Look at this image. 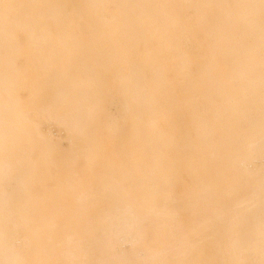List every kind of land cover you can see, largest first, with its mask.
Wrapping results in <instances>:
<instances>
[{
    "label": "bare ground",
    "instance_id": "6f19581e",
    "mask_svg": "<svg viewBox=\"0 0 264 264\" xmlns=\"http://www.w3.org/2000/svg\"><path fill=\"white\" fill-rule=\"evenodd\" d=\"M0 264H264V0H0Z\"/></svg>",
    "mask_w": 264,
    "mask_h": 264
},
{
    "label": "rangeland",
    "instance_id": "374dc122",
    "mask_svg": "<svg viewBox=\"0 0 264 264\" xmlns=\"http://www.w3.org/2000/svg\"><path fill=\"white\" fill-rule=\"evenodd\" d=\"M183 47H184L185 51L192 52V43L190 41H185ZM109 107H108L109 108L108 110H109V112H110V114L112 116H116V117L119 116L120 109H119V105H118L117 102L113 101V103H111L109 105ZM43 126H42V128L48 130L49 134L52 136V138L54 140L56 139V140H60L61 141L63 139L61 141L62 146L65 147V148L68 147L69 142H68V139H67V132H66V129L64 128V126L59 125L56 122H51V123L47 124V126L46 125H43ZM55 131L57 133H55ZM58 131L59 132L62 131L63 134L59 135ZM256 164H258V165H256ZM259 165H260V161L259 160H253L252 162L249 163L248 168L250 170H254L256 168V166H259ZM58 169L62 170L63 166H59L57 168V170ZM121 247L123 248V250L127 251V250H129L130 245H129L128 242L125 241L124 243H122Z\"/></svg>",
    "mask_w": 264,
    "mask_h": 264
},
{
    "label": "built area",
    "instance_id": "2783aa9c",
    "mask_svg": "<svg viewBox=\"0 0 264 264\" xmlns=\"http://www.w3.org/2000/svg\"><path fill=\"white\" fill-rule=\"evenodd\" d=\"M55 133H57V132L55 131ZM58 133H59V135H62V134H63V132H62V131H60V132L58 131Z\"/></svg>",
    "mask_w": 264,
    "mask_h": 264
}]
</instances>
